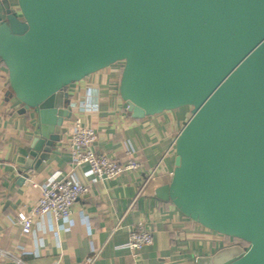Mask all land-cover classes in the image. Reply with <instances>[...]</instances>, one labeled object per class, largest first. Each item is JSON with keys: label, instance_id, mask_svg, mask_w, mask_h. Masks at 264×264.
<instances>
[{"label": "water", "instance_id": "water-1", "mask_svg": "<svg viewBox=\"0 0 264 264\" xmlns=\"http://www.w3.org/2000/svg\"><path fill=\"white\" fill-rule=\"evenodd\" d=\"M2 2L8 88L38 117L34 166L73 114L68 85L120 61L118 92L132 117L190 108L155 196L247 242L197 264H264V0Z\"/></svg>", "mask_w": 264, "mask_h": 264}, {"label": "crops", "instance_id": "crops-1", "mask_svg": "<svg viewBox=\"0 0 264 264\" xmlns=\"http://www.w3.org/2000/svg\"><path fill=\"white\" fill-rule=\"evenodd\" d=\"M0 0V18L5 17ZM11 7L16 0H7ZM122 62L92 72L68 85L71 101L87 96L97 108L81 114L82 122L95 129L92 148L96 153L124 161L135 158L140 166L113 177L91 181L85 164L76 167L88 190L73 202L69 219L52 214L35 215L31 231L22 233L18 213H28L40 196L39 183L51 175L64 176L71 170L68 143L72 120L64 122L60 141L43 162L27 156L36 135L37 114L23 109L10 93L7 70L0 61V246L11 248L25 264L81 262L95 254L93 264H197L228 244L223 235L183 215L170 201L155 196L157 186L169 181L174 167L173 141L188 118L187 106L132 117L123 106L118 83ZM31 165L24 169L23 166ZM145 188L137 193L146 174ZM152 234V243L132 250L126 246L136 223ZM0 264H20L0 259Z\"/></svg>", "mask_w": 264, "mask_h": 264}, {"label": "built area", "instance_id": "built-area-1", "mask_svg": "<svg viewBox=\"0 0 264 264\" xmlns=\"http://www.w3.org/2000/svg\"><path fill=\"white\" fill-rule=\"evenodd\" d=\"M72 107L73 111L77 113L72 120V131L68 143V155L72 168L64 176L54 174L39 183L40 196L36 204L28 213H18L16 216V222L22 233L31 231L32 218L35 215L52 214L55 219H69L73 202L88 190V184L81 182L77 176L75 169L78 165H86L84 174L91 181L110 178L124 171L138 169L140 166L133 157L119 161L104 153L94 151L92 143L96 138L95 129L82 122L81 114L97 108L95 99L81 96L75 102L71 101V109ZM151 176V172L145 175L137 193L145 188ZM152 240L151 232L138 222L129 232L126 246L132 250H138L142 246L152 243ZM0 259H9L25 264L11 248L2 246H0ZM94 259L95 254H89L81 262L72 264H93ZM52 264L62 263L57 260Z\"/></svg>", "mask_w": 264, "mask_h": 264}, {"label": "flooded vegetation", "instance_id": "flooded-vegetation-1", "mask_svg": "<svg viewBox=\"0 0 264 264\" xmlns=\"http://www.w3.org/2000/svg\"><path fill=\"white\" fill-rule=\"evenodd\" d=\"M226 241L228 244L230 243H237V244H240V245H245L243 241H241V239H238V238H235V237H227L226 238Z\"/></svg>", "mask_w": 264, "mask_h": 264}, {"label": "rangeland", "instance_id": "rangeland-1", "mask_svg": "<svg viewBox=\"0 0 264 264\" xmlns=\"http://www.w3.org/2000/svg\"><path fill=\"white\" fill-rule=\"evenodd\" d=\"M185 109H189V107L187 106ZM188 115H190V111L187 112V116H188ZM223 237H224V236H223ZM224 239H226V238L224 237Z\"/></svg>", "mask_w": 264, "mask_h": 264}, {"label": "trees", "instance_id": "trees-1", "mask_svg": "<svg viewBox=\"0 0 264 264\" xmlns=\"http://www.w3.org/2000/svg\"><path fill=\"white\" fill-rule=\"evenodd\" d=\"M223 236H224V235H223ZM224 237L227 238L228 236H224ZM241 241H243L245 245L247 244V242H245L244 240H241Z\"/></svg>", "mask_w": 264, "mask_h": 264}]
</instances>
